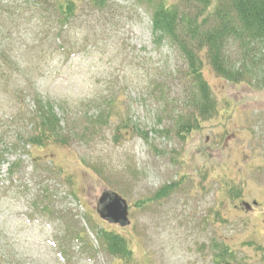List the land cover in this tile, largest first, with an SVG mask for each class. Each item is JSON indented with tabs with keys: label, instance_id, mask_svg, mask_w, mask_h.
<instances>
[{
	"label": "rangeland",
	"instance_id": "1",
	"mask_svg": "<svg viewBox=\"0 0 264 264\" xmlns=\"http://www.w3.org/2000/svg\"><path fill=\"white\" fill-rule=\"evenodd\" d=\"M104 1L95 12L79 3L60 36L57 0H0V45L15 64L0 79V264H123L100 248L99 229L127 240L125 264H214L217 240L233 250L224 264H264L263 79L248 69L232 84L204 66L216 116L184 141L159 137L157 117L172 108L163 101L181 99L185 65L166 42L153 44L150 12L136 0ZM162 84L159 100L153 88ZM36 97L64 123L79 118L76 125L97 112L91 102L115 100L148 140L128 132L114 141L116 117L111 131L87 144L31 148ZM229 181L237 199L225 193ZM174 183L158 204L135 207ZM105 190L125 200L127 226L98 217ZM76 232L93 253L72 238Z\"/></svg>",
	"mask_w": 264,
	"mask_h": 264
},
{
	"label": "trees",
	"instance_id": "2",
	"mask_svg": "<svg viewBox=\"0 0 264 264\" xmlns=\"http://www.w3.org/2000/svg\"><path fill=\"white\" fill-rule=\"evenodd\" d=\"M136 2L150 12L153 44L158 46L166 42L185 65L181 78L186 86L183 88L181 99L163 101L172 108L164 106L163 112L157 117V127L161 128L158 131L153 130L157 136L166 139L173 136L184 141L190 133L197 131L202 123L216 116V101L203 78L204 66L207 65L217 77L232 84L242 82L247 77L248 69H252L264 81V0H177L176 3H170L168 0H136ZM56 3L55 9L60 17L57 20L60 36L75 19L80 9L79 3L84 4L87 9L90 8L92 12L105 9L107 6L104 0H57ZM12 64L14 63L10 55L3 51L0 45L1 80L7 76V72L13 70ZM163 87L165 85L162 84V87L157 85L153 88L162 94L159 100L164 99ZM175 103H180V110L176 111ZM90 105L97 110L93 116L85 117L80 125H76L79 118L68 124L70 121L64 123L51 104L36 97L35 113L32 114L30 121L33 129L26 143L37 149L48 144L62 147H71L74 143L81 142L87 144L92 139L103 137L106 130L111 131L113 119L116 117L118 123L112 130L114 141L117 142L118 137L122 138L123 134L128 132L148 140L147 134L138 127H130V122L118 113L115 100L105 98L98 104L91 102ZM1 140L0 135V142ZM2 160L0 154V162ZM18 165L19 162H15L10 166V175L13 168ZM129 173L132 175L134 171ZM230 182L224 183L225 193L237 199L239 193H234L235 187L228 186ZM177 184L163 186L151 197L138 201L135 207L142 209L148 203L158 204L168 197ZM214 216L218 217L216 212ZM95 236L100 248L114 260H119L123 264L130 261L131 250L124 237L105 229L95 231ZM85 237L84 232H76V236L72 238L77 239L85 251L93 253L95 250L89 242H84ZM211 242L212 262L229 263V259L233 257V250L225 242L218 240Z\"/></svg>",
	"mask_w": 264,
	"mask_h": 264
},
{
	"label": "water",
	"instance_id": "3",
	"mask_svg": "<svg viewBox=\"0 0 264 264\" xmlns=\"http://www.w3.org/2000/svg\"><path fill=\"white\" fill-rule=\"evenodd\" d=\"M256 205V202H253ZM246 210H250L248 204H243ZM96 213L98 217L113 225L125 227L129 224L128 221V206L124 199L118 194L111 191H103L97 201Z\"/></svg>",
	"mask_w": 264,
	"mask_h": 264
}]
</instances>
